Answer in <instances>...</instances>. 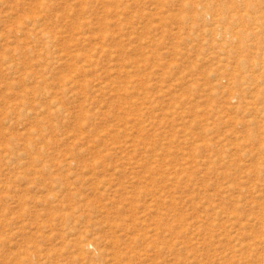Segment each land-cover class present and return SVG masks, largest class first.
<instances>
[{"label":"rangeland","instance_id":"obj_1","mask_svg":"<svg viewBox=\"0 0 264 264\" xmlns=\"http://www.w3.org/2000/svg\"><path fill=\"white\" fill-rule=\"evenodd\" d=\"M0 264H264V0H0Z\"/></svg>","mask_w":264,"mask_h":264}]
</instances>
